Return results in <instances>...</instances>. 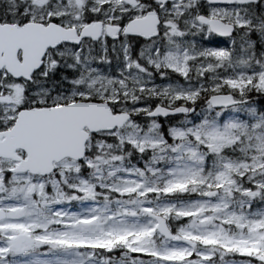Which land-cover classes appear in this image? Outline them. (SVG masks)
<instances>
[{"label":"snow or ice","instance_id":"obj_1","mask_svg":"<svg viewBox=\"0 0 264 264\" xmlns=\"http://www.w3.org/2000/svg\"><path fill=\"white\" fill-rule=\"evenodd\" d=\"M0 264H264V0H0Z\"/></svg>","mask_w":264,"mask_h":264}]
</instances>
